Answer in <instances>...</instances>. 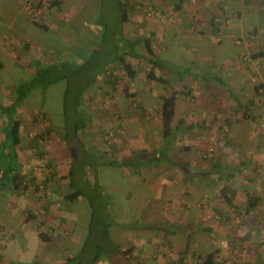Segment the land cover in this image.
Here are the masks:
<instances>
[{"label": "crops", "instance_id": "crops-1", "mask_svg": "<svg viewBox=\"0 0 264 264\" xmlns=\"http://www.w3.org/2000/svg\"><path fill=\"white\" fill-rule=\"evenodd\" d=\"M0 1L3 6L7 7L5 9H8L6 16L0 12V62L2 63L0 84L7 82V85L12 84L13 86L17 83L15 79L20 80L28 76L29 71L32 69V62L37 57V52H42L43 48L33 42L35 40L33 38L35 37L34 33L38 30L33 27L31 19L21 10L19 2L17 0ZM209 1L130 0L128 23L132 19V14H134L135 20L144 19L152 22H154L152 19L155 16L152 13L162 14L164 23L157 26V33L161 36L163 43L161 53L163 57L166 58V55L169 57L166 61L167 65L176 66L178 76L170 69L160 71L158 75H163L170 84L174 82L173 85L180 86V88L173 86L175 90L180 91L182 88L185 91V94L178 98L176 117L183 120L181 124L177 125L181 132L179 145H189L191 147L189 155L176 152L174 159H176L178 167L163 161L154 163L145 158V163L137 168L136 173L133 174L127 166L110 165L111 161H121L129 156H134L137 151L143 149L153 151L157 145L162 144L163 130L158 112L161 95L164 92L162 94L155 92L142 94L139 93L140 90H131V93H137L136 100L141 106L139 108H129V111L125 107L126 96L120 97L117 95L116 99L118 100L114 107H118L121 119L116 122V125L99 127L95 124L83 123V125L78 126V130L75 129L78 131L75 135L79 142L80 154L70 152V146L67 145L64 132L62 134L58 132L61 127L64 129V125H61L62 120H60V125H56V122H54L55 125L51 128L54 135L50 136L51 155L48 160L52 165L49 170L53 172V178L47 182V196L52 205L46 210L41 207L40 213L53 214L56 207L57 212H59V205L56 204L60 199L58 192L70 189V178L74 177L78 182L77 184L83 183L86 186L85 189H90L89 186L94 185L97 175L99 176V174L106 173L111 169H114V175L118 176L119 179L127 181L128 188L133 189L132 192L139 194L141 191H145L147 193L145 202L142 203L144 205H146L148 198L154 195L158 198L163 197L162 187L158 186V184L162 185L163 183L167 192H172L168 194L170 197L176 193L175 190L178 187H181L180 192L176 194L177 198L180 196L183 198L177 200L179 213L184 214L186 207H188V211L200 212L202 193L199 189L201 188V180L211 181L213 187H215L217 176L223 174L218 170H212V166L207 167L208 163L203 162L201 159L203 150L204 152L216 154V162L226 160L227 164L223 167V170L227 174H233V180L228 185L238 192L239 190L234 185V181L241 178L243 189L247 192L246 200L243 203L245 211L248 195L255 194L259 198L256 205L247 210L246 213L255 214L264 211V0ZM63 3L64 0L61 4L63 5ZM140 6H145V14L134 10V8ZM73 9L75 8L72 5L71 12H59L48 19L49 29L47 33L50 31L56 32L58 24L67 23L68 25L70 21H74L77 15L80 14L81 8L78 10L77 8L76 10ZM13 10H17L16 13ZM218 17L228 21L224 28H220L218 23L212 25L213 22L219 21ZM50 24L51 26L54 25L55 29L52 30ZM153 31V28H151L146 36L152 37ZM20 38H23L24 41ZM139 47L141 45L136 46V52H139ZM221 51L224 52L223 55H221ZM31 52H35L36 55L30 57ZM139 53L141 54V52ZM127 58L133 65H137L136 59L130 55ZM13 60L14 64L11 65L10 62L13 63ZM26 63H28V66H26ZM202 63L206 66L201 65ZM191 64H195L197 68L203 70L208 68L210 74L216 73L218 76L223 77L231 90L225 93L223 86L216 80H207L195 76L193 78L190 74L184 73V70L189 68ZM248 67L256 69L254 74L249 73L251 70L247 69ZM10 71H12V74ZM14 76H16L15 79ZM103 76L101 79H106L107 73ZM137 79H141L139 73ZM184 85L188 86L187 89L183 88ZM188 90L190 91L189 94L186 93ZM4 94L3 90L0 91L1 100L5 99L6 94ZM194 96H196L198 103L189 106L186 97L194 98ZM84 99L86 100V96H84ZM156 102L158 103L156 104ZM84 111L85 109H83V117L86 116V111ZM51 120L53 121V119ZM223 126L228 130L225 148L222 144L218 146V142L213 141L212 135V133L219 132V128ZM202 133H208L209 135L203 138ZM83 136L88 139L87 143L90 148L87 143H83ZM219 148H223L225 153L220 154ZM71 154H74L77 158L72 159ZM19 158V162L25 165V160H22L21 156ZM33 160L36 162L38 158L34 157ZM164 165H167V167ZM235 166H238L239 169L235 170ZM94 167L97 168L96 172ZM205 172H207L206 178L209 176L210 180L203 177ZM33 175L36 179L38 178L35 172H33ZM110 178L113 179V176ZM159 179L162 180L161 183L158 181ZM106 180L105 178L103 182L105 183ZM88 181L90 184H88ZM175 183H177V186ZM191 186L196 187L200 193L194 192ZM7 189L4 191L0 187L1 261H9L14 264H57L62 262L70 255L71 246L73 245H65L63 251L60 252L58 249L60 244L57 239L60 235L68 240L73 239L68 230H70L69 228L76 230L80 221V212L83 209L86 211L90 208L88 202L83 205L77 200L74 204H69L66 208L68 211L62 212V216L61 214L57 217L50 215V217L43 218L44 214H42L39 221H36L37 224L31 225L20 216L22 212H19L18 207L14 208V203L10 201L9 189ZM186 195L196 196L194 199L198 198L199 201L193 200V204L187 206L185 204ZM236 196L237 193L233 197L232 206L224 203L227 209H235L240 205L235 203L234 198ZM55 198L58 199L57 202ZM25 202L28 203V201ZM154 204L156 203L151 201L150 210L144 207L146 209L141 213H160L161 207H158L159 204ZM162 208L166 209L165 206ZM192 221L194 222V219ZM62 222L67 224L64 225ZM186 223L187 220L183 216V219L178 221V232L185 228ZM256 225L259 227L260 224L256 222ZM8 230L12 231L11 236H14L16 240H7V242L3 240L5 238L3 235ZM42 230L52 236L47 243H44L38 236L39 231ZM17 233L23 234L26 240L17 239ZM125 241L135 246L130 254L132 256L131 260H137V264H142L139 262L140 259L148 262L151 260L158 261L160 258L165 257L160 254L157 258H148L149 256H144V254L139 255L138 250L145 245H143L142 240H122L124 245L127 244ZM143 241L145 243L146 240ZM241 242L243 240H231V249L237 252L238 256L243 255L242 260L245 261L246 257L247 260L244 264H261L264 260L262 258L264 253L256 250L258 248L255 246L257 243L252 240H248V244L247 242L245 244ZM196 243L199 244V246L196 245L198 252L192 251L190 243L191 252L189 251L184 256V264H196V262L203 264L200 245L205 248V253L218 249L216 243L214 248H211V243L207 244L203 240H197ZM186 244L187 241L183 240L184 248L178 249L177 260L183 254L181 252L185 251ZM11 248L14 253L9 252ZM63 256V260H60V257ZM193 258L195 262L190 261ZM215 258L216 263H218L217 257ZM240 258H238L237 263Z\"/></svg>", "mask_w": 264, "mask_h": 264}, {"label": "rangeland", "instance_id": "rangeland-1", "mask_svg": "<svg viewBox=\"0 0 264 264\" xmlns=\"http://www.w3.org/2000/svg\"><path fill=\"white\" fill-rule=\"evenodd\" d=\"M17 1L19 2L18 4L21 10L27 16L39 19L43 22V24L47 26L49 25L48 19L52 18L54 14H58L59 12L69 13L72 11L70 10V8H72V5L75 8L73 10H76V8L77 10L81 8V10L79 11L80 14L77 15L74 21H70L68 25L67 23H63L58 27V29H56V32L50 31L49 33H41L40 31H38L34 33L35 40L33 42L45 50V52H37V58H39L42 62H47L45 59L48 58L47 55H50L52 56V59L54 58V64L65 61L66 63H69V66H71L72 62L80 61L84 59V57H87L90 53H96L95 51H97L99 52V57H102V59L105 61H111L112 59H114V61L111 63H113L115 66V72L119 73V77L122 76V74H120L119 65L115 63V60H118L117 55L119 54L116 53L118 48V40L122 38L118 29L119 27L116 25L117 22L115 21L120 18V12L117 9L116 5H113L111 2H109L110 0H108L107 2H103L102 0H64L63 5L61 4V11H57L56 6L51 7L50 2L52 0ZM60 1L62 2L63 0ZM208 2L210 1L208 0ZM27 3H30L29 9H26ZM144 7L140 6L138 8H134V10H136L137 12H143L145 14L146 10L144 9ZM5 8L7 7L3 6L2 2L0 1V12L2 13V15L4 14L6 16L8 9L6 10ZM13 11L16 13L17 10ZM30 12L32 14H30ZM132 12L134 11L132 10ZM112 14L114 15V17H112ZM152 14L155 15L152 19L154 20V22L150 20L145 21L144 19L135 20L134 14H132L131 21L125 25L123 30L128 37H145L149 34L148 32L151 31V28H153L154 31L152 40L154 50L158 52V50L162 47L160 46L161 39L159 37V33H157V26H161L164 21L162 20V14L156 12ZM157 18H159V20H157ZM92 19H98V21H101V23L98 24L99 22H97V24H93L96 21L93 22L94 20ZM218 20V22H220V27L222 28H224V26H226L228 22L224 18L218 17ZM102 21L104 22V24L102 23ZM73 26L74 28H72ZM50 28L53 30L55 29V26L52 25ZM20 39L22 40L23 38ZM22 41H24V39ZM120 49L118 48V50ZM139 52L144 54L145 49L143 47H139ZM31 53L32 54L29 55L30 57L36 55L35 52ZM220 53L221 55L224 54L223 51H221ZM161 59L165 63L169 59V57L166 55V58L161 57ZM146 63L147 62L145 61H143V63L141 62V65L140 63H137V66H139L138 73L140 74L141 79L136 80L131 90H140L139 93L142 94L148 92H155L159 94H162L163 92L165 93L162 86L158 85L157 83L151 82L146 78V71L149 68ZM10 64H14V60L13 63L11 61ZM6 65L8 64L6 63ZM201 65L206 66L203 63ZM26 66H28V63H26ZM255 68L257 69L256 66ZM247 69L251 70L249 72L250 74H254L256 70L253 67H248ZM17 71L18 70L16 69V72ZM196 71L198 70H195V72ZM202 71L204 70L202 69ZM10 72L12 74V71ZM84 73L87 74L86 72ZM205 73L210 74V70L208 68L205 69ZM16 75L18 76L19 74L17 73ZM103 75L104 73L101 75V77H104ZM15 77L16 76H14L13 78L15 79ZM11 80L14 82L13 79ZM15 80L18 81L19 79ZM128 82L129 79L120 78L119 82L117 83V89L115 90V92H110L109 94H106L96 87L91 88L88 93L86 92V100L84 99L82 105V109H85L86 111H84L86 114L85 117H83V115H76L71 107H68L67 112L63 111L62 100L64 85L62 86L58 84L54 86L45 96L47 101L44 103L46 107L43 110L51 113V116H49V118L38 114L32 104L27 100L26 105H24L17 113V117L22 122V145L20 146L19 151L22 160H25V165L23 168L24 174H27L29 171H32V173L35 172L38 176V178L36 179L38 184H42V181L46 177H48V174H53V172H50L49 170L52 165L48 160L51 155L50 136L54 135V133L51 131L49 133L44 132L46 128L53 127V125H55L54 122H56V125H60V120H62L61 125H65L66 122V126H69V128L71 127L70 132L68 129L67 133H65V129H62L63 127H61L58 132L61 134L62 132H64L67 145L70 146V152L78 154H80L81 151L78 146V139L75 135V124L78 123L77 120L83 119L84 123L95 124L99 127H110L116 125V122L120 121L121 119L118 107H114L115 103L117 104L118 100L116 99V97L125 96L123 91ZM173 83H171L170 85L174 86L175 88H180V86H177L175 84L173 85ZM8 85L7 82L0 84V91L3 90L6 94L5 102L9 101L13 95L12 90L14 88V85ZM149 89L150 91H148ZM35 92L33 93V95L35 94ZM180 96H178V98ZM186 98L187 104H189V106H193V104L198 103L196 96H194V98ZM29 99L34 100V96ZM135 103L136 102L131 99L126 100L125 107L127 111H129V108L133 109L134 107H137L134 105ZM157 103L158 102H156V104ZM34 114L37 115V118ZM51 119H53V121ZM225 126L228 127L227 125ZM225 126L219 128V132L212 133L213 141L218 142V146L222 144L223 148H225L226 146L225 140L228 137V130H226ZM42 134H44L43 137H39ZM79 135L81 136V134ZM208 135V133H202L201 136L205 138ZM2 137L3 135L0 132V140L2 139ZM35 138L38 139L37 146L31 147L30 144ZM82 139L84 141H82L84 144L88 142V139H86L84 136ZM87 146L90 148L88 143ZM223 148H219V150L221 151L220 154L225 153V151H223ZM34 157L38 158L36 162L33 160ZM71 158L76 159L77 157L74 154H71ZM33 162H35V164H33ZM114 174V169H111L110 171H106V173L99 174V176L97 175L98 179H100L101 182L100 187H97L96 189H94V187L93 189H85L86 186L83 185V183L78 184L82 189H84V196H81L78 200L80 204L85 205V203L88 202L89 197L86 198L85 194L92 197L93 195H95L96 197H93L95 201V207L94 209L88 207V210L85 211L83 209L82 212H80V221L76 227V230H68L73 236L72 240H68L66 237H62L61 235L59 236V239L57 240H59L60 246H58V249L60 252L63 251V247H65V245L72 244L73 246H71L72 250L70 251V255H74L77 253L79 254L84 245V252L82 253L84 264H91V262H93L94 256L97 254H101V256L99 255L98 259H96L95 264H137V260H130L128 262V260L125 259L124 256H122L120 250L115 247L116 243H122V240H118L119 238H127V240H142L143 245L145 244L143 254L144 256H149L148 258H157L159 254L161 256H165L163 258H160L158 261L151 260L148 262H144L140 259L139 262L142 264H175L178 256V249L181 250L184 248L183 240L187 242L188 240H190L191 249L195 253L198 252V249H196V245L199 246V244L196 243L197 240H203L207 244L211 243V248H214L216 243V248H218V251L216 252L218 264H244V262H246V257L245 261L242 260L243 255L240 254V258V255L238 256V253L234 252V250L231 249V240H243V242H241L242 244H245V242H247L248 244V240L255 241L257 243L255 246L258 247L256 250L258 252L260 251L264 253V211L257 212L255 214H250L248 212L245 213V209H243V203L246 200L247 192L243 189L244 187L242 186L243 183L241 182V178L234 181V185L239 190V192L236 191L237 196L234 198V200H236L235 203L240 204L237 208L227 209V207L224 205V201L222 199H219V197L217 196L218 190L223 187L222 183L219 182L215 187H213V182H209L208 180L205 181L203 179L201 180V188L199 189L202 193V198H200L201 211H188V207H186V212L184 214H181L179 213V210H177V200L178 198H183L182 196L178 198L176 196V194L180 192L181 187H178V189L175 190L176 193L172 197H170L168 194H171L172 192L170 191L168 193L166 190V186L163 183L162 185L158 184V186L162 187V193H164L163 197L158 198L154 195L153 197L148 198L146 205H144L142 203L145 202L147 193H145V191H141L139 194L132 192L133 189L128 188L127 181L125 182L123 179H119L118 176ZM111 176H113V179L110 178ZM105 178L107 180L104 183L103 180ZM158 181H160V183L162 182L161 179H159ZM175 185L177 186V183H175ZM31 187L32 185L30 184L29 188ZM191 189L196 193H200L196 187L193 188V186H191ZM98 191H100V193L97 196ZM126 196L129 197L128 200ZM195 197L196 196L193 195H186L185 204L188 206L193 204V200L199 201L198 198L194 199ZM55 200L56 202L58 201L57 198H55ZM10 201H12L11 203H14V208L18 207L19 212H22L20 216L23 217V219L31 225L35 224L36 221H39L42 214H44L43 218L50 217V215L57 217L61 214L60 212H57V207L54 208L53 214L40 213L39 211L40 206L42 205V201L26 193L21 196L17 195L16 197H13L12 200L10 199ZM25 201H28V203ZM151 201H154L156 203L154 205L159 204L158 207H161V212L141 213L146 208H150L149 205L151 204ZM179 201L181 202V200ZM74 203L75 202H72L71 205ZM164 206L166 209L162 208ZM93 210H95L94 213ZM33 215H36V218L29 219V221L26 220L27 216L31 217ZM183 216L184 218H186L187 223L185 224V228H182L180 232H178L177 226L166 224L168 222L170 224V222L173 221L178 222L179 220L183 219ZM91 218L92 223L90 224ZM192 219H194V222L192 221ZM159 220H161L162 223L166 224V226H168L170 230L174 231V235L165 237L162 233H159L155 230L143 231L141 229L143 224L158 222ZM256 222L260 224L259 227H257L258 225H256ZM63 224L66 225L67 223L64 222ZM106 225L110 226L109 234L111 240H108L104 235L105 232L103 228ZM204 227L211 228L212 230L210 232L205 231L202 229ZM11 232V230L5 232V234L3 235L5 236V238L3 240H6V242L7 240H16L14 236H11ZM119 232L120 234L117 235ZM23 237V234L17 233V239L26 240V238L24 237L23 239ZM19 240H17V242H19ZM143 240H146L145 243ZM200 248L202 254H204L206 252L205 248H203V246L201 247V245ZM9 252L14 253L12 248L9 250ZM237 256L238 258H240L238 263ZM63 258L64 256L60 257V260H63ZM262 258L264 257L262 256ZM190 261L195 262L194 258ZM0 264L14 263L4 260L1 261L0 259ZM196 264H200V262H196ZM261 264H264V260L261 262Z\"/></svg>", "mask_w": 264, "mask_h": 264}, {"label": "trees", "instance_id": "trees-1", "mask_svg": "<svg viewBox=\"0 0 264 264\" xmlns=\"http://www.w3.org/2000/svg\"><path fill=\"white\" fill-rule=\"evenodd\" d=\"M103 2H107L108 0H102ZM113 5L117 6V9L120 12V18L115 20L117 23L116 25L119 27V32L121 35V39L118 40V50L116 53H119L117 55L118 60H115V63L119 65L120 74H122L121 77H119V73L115 72V66L113 63L114 59L111 61H105L102 59V57H99V52L95 51L96 53H90L87 57H84V59L80 61H74L72 62L71 66H69V63L63 61L61 63H53L52 56L47 55L48 58L45 60L47 62H42L39 58H35L32 62V69L29 71V74L27 77L22 78L14 85L13 88V95L10 98L9 101L5 102L6 99L1 100L0 99V123L1 128L0 132L3 135L2 141H0V187L1 190L6 191L5 189L10 192L11 200L13 197H16L17 195H23L24 193L29 194L31 196L36 197L37 199L41 200L42 207L44 210H46L49 206L52 205L50 203L51 201L48 200V188H47V182L53 178V174L48 175L43 181L42 184H38L36 181V178L33 176L32 171H29L28 174H24L23 168L24 165L19 162L20 157V146L22 145V135H21V127L22 122L17 117V113L21 107L26 105V101L28 100L33 107L35 108L36 112L38 114H41L42 116H45L46 118L51 116V113L48 111H44L43 109L46 107L44 103L46 100V94H48V91L60 84L64 85V93H63V100H62V107L63 111L67 112L68 107H71L73 109V112L76 115H83V109L82 105L84 102V96L85 93L90 91L91 88L96 87L99 90L105 92L106 94H109L110 92H115L117 89V83L119 82L120 78H127L129 79L128 84L124 87V94L128 99L131 98L137 107L141 106V104L136 100L137 99V93H131V88L133 87L134 83L136 82L138 78V70L139 66L133 65L130 61H128L127 57L130 55L134 59L137 60V63L141 65V62L143 61L147 62L148 69L146 71V78L150 80L151 82L157 83L158 85L163 87V90L165 93L161 95L160 100V106H159V118L161 121L162 126V144L157 145L153 151L150 150H141L137 151L134 156H129L127 158H124L121 161H111L109 164L114 166H127L129 169H131V173H136V169L139 168L143 163H145V158L148 159V161L151 162H165L174 166H177V161L174 159L176 156V152L180 154H186L189 155L191 151V147L189 145H179V136H181L180 129L178 128V124H181L183 122L182 119H177V111H178V96L185 94V91L182 89L180 91L175 90L172 85L168 82V80L163 75H158V72L165 71L167 69H170L176 76H178V72L176 70V66H170L167 65V62L164 63L162 61L161 57H163V54L161 53V49H159V52H155L153 48V40L151 36H145V37H135L131 36L128 37L125 35V32L123 28L128 23V17H129V11H130V0H110ZM51 7L56 6L57 11H61V1L60 0H52L50 2ZM50 7V9H51ZM50 11V10H49ZM30 14H32L30 12ZM29 14V15H30ZM29 17V16H28ZM112 17L114 15L112 14ZM32 21L33 27H35L38 31L41 33H47L49 29V25L43 24L42 21L39 19H36L34 17H29ZM96 21V22H95ZM93 24L101 23V21H98V19L94 20ZM104 24V22L102 21ZM216 23L220 24V22L215 21L212 25H215ZM58 24V22H57ZM119 24V25H118ZM61 24H58V27ZM57 27V29H58ZM221 28V27H220ZM161 39V36H159ZM34 38V37H33ZM128 38V39H127ZM23 40V39H22ZM126 43V46H125ZM141 45L145 49L144 54H140L139 52H136V46ZM161 47H163L162 39H161ZM127 52H126V51ZM45 52V50L43 49ZM52 54V53H51ZM255 58V57H253ZM49 63V64H46ZM169 63V62H168ZM195 64H191L189 68L184 70L186 74H190L191 77H202L207 80L213 79L219 82L224 88V92L228 93V91L231 90L226 84V81L223 79V77L218 76L216 73L207 74L205 73V70L202 71V68L200 69H194L197 68ZM108 66V67H106ZM194 66V67H193ZM2 67V63L0 62V68ZM141 68V67H140ZM195 70L198 74L196 75ZM86 72L87 74H85ZM105 72L107 73L106 79H101V75ZM180 75V74H179ZM207 75V76H206ZM193 77V78H195ZM182 78V77H181ZM187 89V85H184ZM36 91V92H35ZM35 94L33 95V93ZM187 94L190 93L186 92ZM32 96H34L33 99H29ZM37 97V98H36ZM36 98V99H35ZM37 118V115L34 114ZM246 115V113H244ZM254 119V118H253ZM66 121V120H65ZM77 124H75V129L78 128L79 125H83L84 121L83 119L77 120ZM85 124V123H84ZM190 127V126H189ZM51 128L48 127L45 129L44 133H49L51 131ZM65 133H67L68 129L70 132L71 127L66 126V122L64 125ZM78 130V129H77ZM75 130V133H78V131ZM44 134L40 135L39 137H43ZM66 137V136H65ZM38 143V139H33L30 146L36 147ZM216 154L211 152H203L201 153V159L203 162H207V167L212 166V170H218L219 172H222V176H217L218 182L215 183H222L223 187H221L218 191L217 196L219 199H222L225 204H228L229 206L233 205V197L236 195V190L231 188L228 183L233 180L232 176L233 174H227L223 170L224 166L227 164L226 160L218 161L216 162ZM143 160V161H142ZM142 161V162H141ZM213 164V165H212ZM167 167V165H164ZM178 167V166H177ZM95 172L97 170L96 167H94ZM235 170L239 169L238 166L234 167ZM97 174V173H96ZM207 172L203 173V177L206 178ZM213 177V176H212ZM95 183L93 186H89L90 189H96L97 187H100V179L96 177ZM207 178L210 179L208 176ZM238 178V177H236ZM77 180L73 177L70 178L69 183V190L66 191H60L58 192V195L60 197L58 201V211L60 213L67 212L68 205L72 202H76L79 200L81 196H84L83 189L78 186ZM32 185L31 188H29V185ZM88 184L89 181H88ZM100 191L97 192V196L99 195ZM96 194V193H95ZM86 198L89 197L88 200V206L91 209H94L95 201L93 197H96L95 195L88 196L85 194ZM128 200V196H126ZM259 198L256 195H248V200L246 203V211L253 208L257 200ZM29 201V199H28ZM12 202V201H11ZM106 202V201H105ZM245 211V213H246ZM95 210H93V213ZM36 218V215L33 216H27L26 220L29 221V219ZM92 223V218L91 222ZM167 225L171 226H177L179 225L178 222H169L166 223ZM166 224L162 223L161 220L158 222H151L149 224H143L141 229L144 230H155L159 233H162L163 236L167 237L169 235H174V231L170 230ZM122 226V225H121ZM120 227V226H119ZM109 225H106L104 229V235L108 240H111L110 234H109ZM72 230L71 228H69ZM205 231L210 232L211 228H202ZM117 230V229H116ZM120 232L117 234L119 235ZM38 236L40 239L47 243L49 240H51L52 236L45 232V231H39ZM118 240H127L119 238ZM171 241V240H168ZM167 241V242H168ZM189 241V240H188ZM120 242V241H119ZM124 245V243H116L115 247L120 250L122 253V256L125 257V259L128 260V262L131 260V252L135 249L132 244H129L128 242ZM190 241L186 244V249L177 260L176 264H184V256L188 254L190 251ZM124 248L122 249V247ZM84 245L78 254L69 255L67 256L61 263L59 264H84L82 253L84 252ZM144 246L141 247L138 252L139 255L143 254ZM218 251H212L208 252L202 255L203 264H218L215 261V253ZM99 255L97 254L94 256L93 262L91 264L96 263V259H98Z\"/></svg>", "mask_w": 264, "mask_h": 264}, {"label": "built area", "instance_id": "built-area-1", "mask_svg": "<svg viewBox=\"0 0 264 264\" xmlns=\"http://www.w3.org/2000/svg\"><path fill=\"white\" fill-rule=\"evenodd\" d=\"M29 7H30V3H27V7H26V9H29Z\"/></svg>", "mask_w": 264, "mask_h": 264}]
</instances>
